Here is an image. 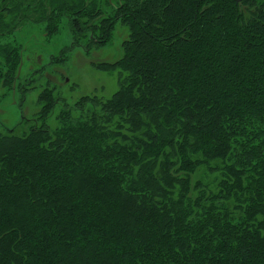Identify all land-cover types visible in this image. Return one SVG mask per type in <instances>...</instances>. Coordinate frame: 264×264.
I'll use <instances>...</instances> for the list:
<instances>
[{"label":"trees","instance_id":"trees-1","mask_svg":"<svg viewBox=\"0 0 264 264\" xmlns=\"http://www.w3.org/2000/svg\"><path fill=\"white\" fill-rule=\"evenodd\" d=\"M242 1L56 0L90 43L134 26L129 71L0 135V264H264V5Z\"/></svg>","mask_w":264,"mask_h":264},{"label":"rangeland","instance_id":"rangeland-1","mask_svg":"<svg viewBox=\"0 0 264 264\" xmlns=\"http://www.w3.org/2000/svg\"><path fill=\"white\" fill-rule=\"evenodd\" d=\"M242 2L241 21V12L246 16L256 6ZM71 8L56 0H0V135L41 125L49 111L55 115L47 123L56 125L60 110L83 98L110 99L129 71L121 60L134 26L119 19L107 36L90 43L92 29L84 32L69 21ZM87 13L78 15L90 22Z\"/></svg>","mask_w":264,"mask_h":264},{"label":"water","instance_id":"water-1","mask_svg":"<svg viewBox=\"0 0 264 264\" xmlns=\"http://www.w3.org/2000/svg\"><path fill=\"white\" fill-rule=\"evenodd\" d=\"M235 2H237V3H239V2H241L242 0H234Z\"/></svg>","mask_w":264,"mask_h":264}]
</instances>
